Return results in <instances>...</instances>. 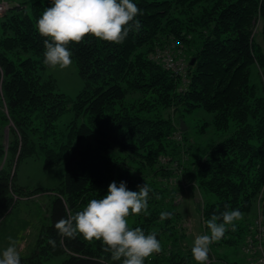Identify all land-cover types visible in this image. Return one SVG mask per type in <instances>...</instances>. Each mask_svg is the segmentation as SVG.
Here are the masks:
<instances>
[{
    "label": "trees",
    "instance_id": "16d2710c",
    "mask_svg": "<svg viewBox=\"0 0 264 264\" xmlns=\"http://www.w3.org/2000/svg\"><path fill=\"white\" fill-rule=\"evenodd\" d=\"M133 2L143 11L137 17L141 28L123 43L89 35L68 45L85 84L75 98L43 75L46 38L36 24L50 0H26L0 17V125L13 126L8 147L0 143V241H17L31 226L11 220L23 199L48 194L49 201L36 212L32 246L21 264H47L56 257H64L60 264H120L101 241L62 237L54 227L106 195L113 181L126 182L132 191L144 183L152 190L147 212L128 218L129 227L155 232L161 241V252L145 264H197L192 246L184 243L181 196L187 185L163 182L172 175L166 160L201 194L197 211L204 234L213 214L226 208L244 214L236 230L229 227L209 251L210 264H243L224 250L243 251L260 202L264 214V0ZM167 53L178 65L183 63L177 55L184 58L183 71L166 67ZM253 66L259 69L260 94L251 84ZM197 109L214 114L220 132L233 123V132L206 147L191 142L181 122ZM68 111L75 118L60 131L58 121ZM35 158L64 167V180L55 188L21 185L20 165ZM161 212L170 218L161 220Z\"/></svg>",
    "mask_w": 264,
    "mask_h": 264
},
{
    "label": "clouds",
    "instance_id": "9594fccd",
    "mask_svg": "<svg viewBox=\"0 0 264 264\" xmlns=\"http://www.w3.org/2000/svg\"><path fill=\"white\" fill-rule=\"evenodd\" d=\"M143 15L133 0H50L38 19L36 28L44 39L43 63L51 69H67L72 65V52L68 45L79 44L86 36L115 44L123 43L130 32L141 28L138 16ZM138 191L127 188L126 182L115 181L108 186L107 194L91 199L82 210L69 212L66 218L55 222V229L69 239L82 235L88 241H101L112 261L120 264H145L153 254L162 250L157 233L129 227V217L147 212L152 191L144 183ZM159 197H157L158 199ZM171 213L161 212L160 219L170 218ZM244 214L238 209L213 214L204 223L205 234L197 235L191 253L197 264H207L210 246L220 241L228 231L236 230V221ZM55 246V241L50 240ZM0 264H21L20 246L9 238V245L0 252Z\"/></svg>",
    "mask_w": 264,
    "mask_h": 264
},
{
    "label": "rangeland",
    "instance_id": "374dc122",
    "mask_svg": "<svg viewBox=\"0 0 264 264\" xmlns=\"http://www.w3.org/2000/svg\"><path fill=\"white\" fill-rule=\"evenodd\" d=\"M9 3V6L19 5L26 0H5ZM9 7V9H10ZM9 9L7 11H9ZM7 13V12H6ZM4 15V14H3ZM2 15H0L1 17ZM160 52V51H159ZM175 55V54H174ZM176 56V55H175ZM177 60L186 65L187 62L183 57L177 55ZM72 65L67 69H51L47 68L43 71L45 77L52 76L56 79L58 92L66 94L70 98H75L79 92L84 88V80L79 73L76 62L72 59ZM251 84L257 88L258 94L262 93V83L259 76V69L256 66L252 67L251 70ZM214 114L208 113L202 109H197L194 112H186L184 114V124L186 126L185 135L186 137L194 143H198L202 147H206L218 142L223 136H228L234 130V124H231L229 131L226 133L218 131L213 124ZM75 118L73 111H68L63 114L58 121V128L60 131H66L68 124ZM12 125L2 127L0 125V143H3L8 147L10 141V129ZM167 170L172 173L169 177H163V182L170 185H187L186 191H184L181 196L182 201V211L185 212L184 225L187 228V239L184 241L185 244H190L192 246L193 241L197 235L204 234V230L201 227L200 217L197 211V206L203 202V198L199 191H192L190 186L186 182L183 176L182 170L176 171V167L172 163H166ZM65 178L64 167H49L44 163L42 158H35L27 160L22 163L18 170V181L21 185L32 187V188H55L57 187ZM48 194H39L31 198L23 199L18 206L15 208L13 214L11 215V220L16 223L24 224L28 221L31 223L27 229L21 232L17 236L18 245L20 246L21 255L28 253L30 247L32 246L34 227H32L37 222L36 212L42 213L44 208L48 205L49 201L47 199ZM262 202L258 203L255 212H259ZM44 207V208H43ZM13 225V223L11 224ZM22 228V227H21ZM9 244L0 241V252L3 251ZM224 252L228 254V258L231 261H240L243 264H252L246 258L245 253L242 251L241 246L225 248ZM64 257H56L47 264H60ZM208 261H212L208 258Z\"/></svg>",
    "mask_w": 264,
    "mask_h": 264
},
{
    "label": "built area",
    "instance_id": "2783aa9c",
    "mask_svg": "<svg viewBox=\"0 0 264 264\" xmlns=\"http://www.w3.org/2000/svg\"><path fill=\"white\" fill-rule=\"evenodd\" d=\"M9 3L5 0H0V15H3L9 9ZM166 67L175 73L183 71L184 66L178 65L173 56L167 53L165 58ZM260 206L259 212L255 220V226L253 233L248 237L246 243L243 246V251L248 256L252 257L255 264H264V214H262V206ZM211 261L207 262L210 264Z\"/></svg>",
    "mask_w": 264,
    "mask_h": 264
},
{
    "label": "water",
    "instance_id": "95a60500",
    "mask_svg": "<svg viewBox=\"0 0 264 264\" xmlns=\"http://www.w3.org/2000/svg\"><path fill=\"white\" fill-rule=\"evenodd\" d=\"M181 125H182V131H185L186 130V126H185L183 121L181 122Z\"/></svg>",
    "mask_w": 264,
    "mask_h": 264
}]
</instances>
